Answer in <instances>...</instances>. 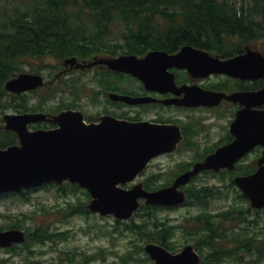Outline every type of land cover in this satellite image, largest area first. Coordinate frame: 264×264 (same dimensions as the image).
<instances>
[{"label":"water","instance_id":"1","mask_svg":"<svg viewBox=\"0 0 264 264\" xmlns=\"http://www.w3.org/2000/svg\"><path fill=\"white\" fill-rule=\"evenodd\" d=\"M207 62L204 63V60ZM239 59V58H238ZM237 59L221 61L208 53L187 46L176 55L155 51L145 57L121 56L119 58H95L90 62L78 63L77 58L68 59L65 65L77 69L105 66L109 70L126 72L144 82L147 89L162 87L171 90L173 76L168 69L173 66L188 68L194 76L211 73L233 75ZM71 68V69H72ZM61 72L59 76L64 74ZM40 75L21 74L6 84L12 93L36 90L44 85ZM186 95L176 101L186 106L218 105L222 96L209 92H198L193 88H183ZM114 100L128 104H140L150 98H132L111 94ZM230 99L233 96L229 97ZM171 104V101H166ZM5 128L17 133L19 143L7 148L0 147V194L20 192L41 187L47 183L62 185L70 181L88 190L91 203L88 209L101 216L113 215L119 220H130L141 208V200L149 206L177 207L183 205L186 193L180 188L207 169L219 171L233 169L236 162L256 144H264V135L255 133L240 135L231 145L219 149L205 161L196 163L192 169L179 175L173 185L148 191L143 184L131 189L123 185L136 180L149 162L162 154L171 153L181 136L171 141V125H157L149 122L134 123L105 117L100 123L87 124L81 112L65 111L58 115L26 113L5 115ZM49 121L59 127L50 130H30V124ZM237 186L250 199L252 207L264 208V158L259 170L251 176L238 177ZM25 233L19 230L0 232V247H11L25 241ZM146 252L155 264H201L202 256L193 245H187L179 253L148 244Z\"/></svg>","mask_w":264,"mask_h":264},{"label":"trees","instance_id":"2","mask_svg":"<svg viewBox=\"0 0 264 264\" xmlns=\"http://www.w3.org/2000/svg\"><path fill=\"white\" fill-rule=\"evenodd\" d=\"M234 1L0 0V133L4 134L0 137V145L5 147L17 143L16 134L6 132L3 128L2 116L6 112L45 110L41 103L30 107L28 96H16L6 90V83L25 72L30 60L41 61L48 57L63 60L71 56L88 58L107 52L115 53L111 27L119 23L124 26L123 38L127 45L122 52L126 54L143 55L149 50L171 52L174 41L215 50L219 44L227 50L236 34V26H242L244 20L246 23L254 21L251 16L255 13L264 17V0L244 1L239 5ZM177 27L188 29L174 30ZM256 28L254 24L253 29ZM256 37H264V30L256 32ZM45 93V103L56 95L55 90ZM190 166L191 163H188L181 171ZM147 181L146 189H154V183ZM68 185L75 190L80 189ZM58 190L63 191L64 188ZM86 194L89 198V194ZM220 195V192L203 186L189 191L188 202L198 204L202 210L176 226L155 218V213L161 210L156 207H142L136 214L140 216L145 211L152 221L138 223L134 219L118 223L123 225L124 230L135 233L144 245L156 243L174 252L178 251L173 241L175 230L181 228L188 242L193 239L197 250L205 257L202 264L264 262L263 228L254 230V233L249 230L251 224L257 226L256 220L261 211L254 214L247 207L240 206L238 200L227 210L213 213L207 203ZM240 197L245 199L243 195ZM74 210L79 214L89 213L81 206ZM250 214L256 219L250 220ZM23 217H27V214ZM23 224L19 220L12 221L0 225V229L22 228ZM46 238L48 236L45 233L38 231L29 238V242H41ZM141 252L146 255V259L140 264L146 261L150 264L151 259L143 247ZM127 257L132 258L131 253L122 259L125 261ZM39 263L26 260L23 264Z\"/></svg>","mask_w":264,"mask_h":264},{"label":"rangeland","instance_id":"3","mask_svg":"<svg viewBox=\"0 0 264 264\" xmlns=\"http://www.w3.org/2000/svg\"><path fill=\"white\" fill-rule=\"evenodd\" d=\"M111 31L115 44L124 42V26L121 23L111 27ZM61 64L62 62L57 58L48 57L41 61L30 60L25 69L26 72L42 74L48 82L60 69ZM34 67L37 69L34 70ZM105 78V75L98 73H74L64 77L60 83L53 81L50 86L38 91L36 96H30V105H38L37 96L46 94L48 90H55V97L44 106V111L53 113L61 103H64V107L77 106L87 112L89 117L93 114L99 115L103 107L99 104L96 107L91 105L90 96L99 99L100 93H103L102 98H105V91L99 82L100 79ZM1 136L3 137L4 134L0 133ZM188 163L193 165L194 162L182 153L178 157H162L151 163L147 175L152 174L149 177L150 182L154 183V187H160L168 183L175 173L180 172ZM218 179L221 178L204 174L191 188L196 185H212L228 181L227 178ZM27 193V195L11 194L0 197V225L19 220L25 224L24 230L28 231L29 237L41 231L47 232L50 240L30 243L28 246L31 252L24 248H17L14 254L0 250V264H23L26 260L37 261L40 262L39 264H140L146 259V255L141 252V247H145L144 242L135 233L124 230L121 224L123 222L118 223L112 216L101 217L87 212L79 214L74 210L78 206L88 210L87 205L91 200L84 190L69 187L59 191L50 187ZM231 203V195L229 197L221 195L213 199L212 203H208V207L213 213H218L227 209ZM201 210L197 206L185 205L177 209H162L156 212L154 217L176 226L184 223L187 217L197 215ZM24 214H27V217H23ZM134 219L138 223H143L145 220L152 221L145 211ZM255 219L251 217L250 220ZM256 221H258L257 226L251 224L249 230L254 233V230H260L262 226L261 231H264V213L257 217ZM187 239L181 228L175 230L174 242L178 250L188 244ZM189 242L193 244L194 240L191 239ZM129 253L132 258L127 257L124 261L122 257Z\"/></svg>","mask_w":264,"mask_h":264},{"label":"flooded vegetation","instance_id":"4","mask_svg":"<svg viewBox=\"0 0 264 264\" xmlns=\"http://www.w3.org/2000/svg\"><path fill=\"white\" fill-rule=\"evenodd\" d=\"M253 16L251 19H255L254 21L249 20L246 23L244 20L242 26L234 28L236 32L233 37L234 50L230 53H224L222 45L217 46L218 53L206 50L213 57L218 56L223 60L245 57L234 65L233 75L219 73L196 77L191 75L187 69L173 65L169 68L175 77V84L171 86V90L165 87L151 90L147 89L137 78L124 72L108 70L103 66L94 67L87 72L74 70L66 74L65 78L74 73H98L106 76L105 79L99 81L105 91V98H102L103 93H100L99 99L90 96L91 105L96 107L99 104L103 109L99 115L93 114L90 117L87 112L74 105H68L65 107L68 109L64 110L81 111L88 122H99L104 116H113L117 119L133 122L149 121L154 124H169L172 127L171 141L179 137L178 127L181 141L177 144L176 151L158 159L166 156L178 157L182 153V155L189 157L190 161L197 163L206 160L219 149L235 143L240 135L250 136L254 134V128L257 125L261 128L256 133L264 135V37H256V32L264 30V17L257 13ZM254 24H256V30L253 29ZM187 29L188 27H177L174 30ZM174 43L171 52H168L171 55H176L185 46L191 45L187 42L174 41ZM126 45L125 41L118 45L115 44V53L109 55L120 57L122 54H126L122 52ZM191 46L203 49L194 45ZM252 51L261 54L263 57L256 59L257 57ZM228 54L230 56L224 57ZM79 62L82 63V61ZM256 70L259 73L255 72ZM183 88L205 90L218 94L222 96L221 101L215 106L187 107L177 104L175 101L185 96ZM113 93L120 96L150 98L151 100L147 103L129 105L123 101L114 100L111 97ZM231 95L233 96L232 99L227 97ZM166 100H171V104H167ZM263 158L264 144L258 143L237 161L233 169H222L220 172L204 170L201 175L221 178L218 180L227 178V182H218L208 186H213L220 192L231 191L241 194L237 186H232V180L255 174Z\"/></svg>","mask_w":264,"mask_h":264},{"label":"bare ground","instance_id":"5","mask_svg":"<svg viewBox=\"0 0 264 264\" xmlns=\"http://www.w3.org/2000/svg\"><path fill=\"white\" fill-rule=\"evenodd\" d=\"M17 99V98H16Z\"/></svg>","mask_w":264,"mask_h":264}]
</instances>
